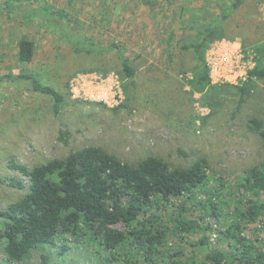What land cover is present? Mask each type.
Listing matches in <instances>:
<instances>
[{
    "label": "rangeland",
    "instance_id": "1",
    "mask_svg": "<svg viewBox=\"0 0 264 264\" xmlns=\"http://www.w3.org/2000/svg\"><path fill=\"white\" fill-rule=\"evenodd\" d=\"M232 1L0 0V180L23 179L9 168L10 161L32 168L90 146L132 165L148 156L171 168L202 160L205 185L189 198L151 210L165 233L153 262L208 264V251H231L232 241L222 232L251 200L263 206L261 214L242 225L239 235L264 253V192L243 186L247 172L264 159V141L251 122L264 127V82L255 80L244 94L233 87H244L247 73L264 65L256 50L264 48V0H243L223 22V37L205 51L216 70L213 83L233 86L197 93L191 86L196 61L191 51L180 49ZM44 7L65 13L64 21L86 39L117 45L135 69L133 80L122 77L113 50L75 53L61 27L32 13ZM22 38L35 45L29 63L18 60ZM20 74L58 91L61 110L54 113L53 100L29 85L2 80ZM25 193L0 182V210ZM183 219L191 229L180 228ZM113 228L125 230L122 224ZM3 247L0 238V264H41L43 254L48 264H152L130 241L110 261L88 236L59 234L54 245H40L16 263L7 260Z\"/></svg>",
    "mask_w": 264,
    "mask_h": 264
},
{
    "label": "trees",
    "instance_id": "2",
    "mask_svg": "<svg viewBox=\"0 0 264 264\" xmlns=\"http://www.w3.org/2000/svg\"><path fill=\"white\" fill-rule=\"evenodd\" d=\"M242 2L233 0L218 16L212 17L198 29L191 41L180 46L182 51H191L196 61L195 80L191 81V86L197 93H202L205 88L233 86L211 84L204 55L213 41L223 37V22ZM32 13L61 27L64 39L77 54L115 51L122 77L132 80L135 77V69L117 45L103 47L81 36L64 21L66 15L62 11H50L44 7ZM34 49L32 41L20 39L19 62H31ZM256 50L264 59V48ZM2 80L27 84L35 93L49 96L56 114L63 106V96L54 88L42 85L33 75H8ZM255 80L264 82V65H258L249 72L244 87H233L244 94ZM125 92L129 98L128 92ZM251 122L264 141V127L256 120ZM9 168L23 179L9 177L0 182L14 189L26 190L19 200L0 210V238L3 239V250L9 262H21L31 250L40 245H54L57 235L68 234L78 240L87 236L97 240L111 257L110 261H115L116 251L130 241L144 252L147 261H152V264H186L172 259L153 262L165 233L157 228V219L151 210L171 199L182 196L189 198L205 185L208 178L204 161L198 160L186 168H171L163 159L148 156L132 165L99 147L90 146L71 152L65 159L52 160L32 168L10 161ZM244 182L243 186L249 192H264V159L247 172ZM262 208L261 204L251 200L239 209L235 222L222 232L225 238L232 241L231 251L210 250L204 256L206 262L264 264V253L239 235L242 225L254 223ZM118 224H122L125 230L113 228ZM178 225L184 230L191 229L189 222L184 219L178 221ZM200 242L204 244L205 241ZM41 258V264H48V255L43 254Z\"/></svg>",
    "mask_w": 264,
    "mask_h": 264
},
{
    "label": "built area",
    "instance_id": "3",
    "mask_svg": "<svg viewBox=\"0 0 264 264\" xmlns=\"http://www.w3.org/2000/svg\"><path fill=\"white\" fill-rule=\"evenodd\" d=\"M213 49V48H212ZM205 63H206V66H207V69H208V75H209V78H210V81H211V84H213V85H215V84H219V85H221L222 83H213L214 81H213V78H212V74H215L216 75V70H215V68L213 67V66H211L212 64H211V62L209 61V59H207V58H205ZM212 67H213V70L214 71H212L213 73H211V69H212ZM250 72V71H249ZM249 72L247 73V78H248V74H249ZM246 78V79H247ZM218 81L219 80H221V78H218L217 79ZM217 81V82H218ZM220 82V81H219ZM227 82V81H226Z\"/></svg>",
    "mask_w": 264,
    "mask_h": 264
}]
</instances>
